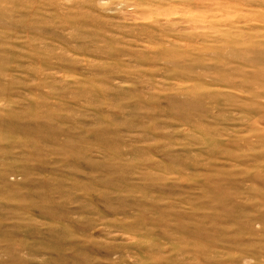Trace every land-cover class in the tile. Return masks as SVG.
Listing matches in <instances>:
<instances>
[{
  "label": "rangeland",
  "instance_id": "obj_1",
  "mask_svg": "<svg viewBox=\"0 0 264 264\" xmlns=\"http://www.w3.org/2000/svg\"><path fill=\"white\" fill-rule=\"evenodd\" d=\"M0 264H264V0H0Z\"/></svg>",
  "mask_w": 264,
  "mask_h": 264
}]
</instances>
